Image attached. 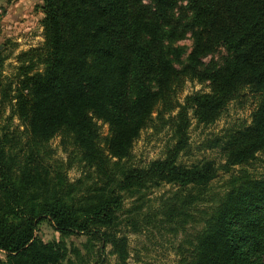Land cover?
I'll use <instances>...</instances> for the list:
<instances>
[{
	"label": "trees",
	"instance_id": "16d2710c",
	"mask_svg": "<svg viewBox=\"0 0 264 264\" xmlns=\"http://www.w3.org/2000/svg\"><path fill=\"white\" fill-rule=\"evenodd\" d=\"M41 1L43 45L18 56L13 79L3 76L0 49V104L19 121L0 126V264H90L79 249L37 236L46 219L63 238L98 242V264L108 245L115 264H131L122 227L138 233L140 221L174 234L198 227L176 264H264V176L242 168L264 151V0ZM188 37L190 48L179 44ZM187 82L208 91L179 103ZM245 93L257 100L250 124L208 144L225 163L181 162L192 120L215 124ZM155 119L170 124L176 144L161 159L130 164ZM56 137L66 160L55 158ZM76 167L81 175L71 181ZM236 167L206 204L219 171ZM163 185L177 190L157 211L140 204L123 215L126 200L143 203Z\"/></svg>",
	"mask_w": 264,
	"mask_h": 264
},
{
	"label": "rangeland",
	"instance_id": "374dc122",
	"mask_svg": "<svg viewBox=\"0 0 264 264\" xmlns=\"http://www.w3.org/2000/svg\"><path fill=\"white\" fill-rule=\"evenodd\" d=\"M42 1L41 0H0V49L8 56L4 65L3 76L7 79L14 78L17 74L19 66L18 56L32 48H37L43 45V27H42ZM187 48H190L192 41L188 37L186 40L179 43ZM225 54L224 51L217 53L213 57L220 60ZM212 57H208L207 61ZM208 91L206 85L198 84L197 82H187L183 90L178 93L177 101L183 103L187 95ZM257 100L249 93H245L237 99L233 100L222 114L221 118L211 126H203L192 120V125L189 129V147L185 153L181 154L180 161L184 164L191 165L202 160H213L218 167L225 163L224 155L218 149H209L208 144L216 135L222 134L227 129H238L251 122V114L256 107ZM176 112L172 116H175ZM11 108L8 103L0 104V126H10L11 129L19 126V121L11 119ZM156 117V115H155ZM154 117V118H155ZM169 116L165 115V119ZM101 131L103 136L108 133V126L102 124ZM22 130V128H20ZM174 129L169 123L163 125L160 120H154L150 127L142 131L140 137L135 142L132 150V158L130 164L135 166H144L153 160L161 159L165 156L168 149L176 144ZM54 150L55 158L66 160L67 154L63 151L60 145V138L56 137L50 143ZM247 170L254 177L264 176V151L258 153L257 158L250 164L245 165ZM241 170V167H236L233 172L226 174L222 170L219 171L218 177L211 183L210 193L207 196L206 204H213L214 199L222 192L226 181L232 173L236 174ZM69 178L75 181L81 175V168H72L69 171ZM177 190V187L172 185H163L159 188H154L144 199V202H136L135 198L128 199L125 202L126 212L128 210L143 204L144 212H155L159 209L163 198H167ZM150 206V207H148ZM203 207V206H202ZM138 220V218H137ZM141 231L138 233L132 232L130 226L122 227L121 234H125L128 238V247L130 252L129 263L131 264H176L181 259V253L186 248L187 243L184 238L188 234H192L198 227L187 226V233L179 231L174 234L168 225L157 222L155 226H146L143 221L139 222ZM37 236L44 242L63 241L68 248H77L86 257H89L90 264L96 263L101 256L99 251L100 245L98 242L93 243V246H88V238L84 235H73L69 238H63L53 227L48 219L42 221L37 231ZM90 249V254L87 251ZM111 246L108 245L102 253L105 264H115L116 256L111 254ZM4 258L3 254H0Z\"/></svg>",
	"mask_w": 264,
	"mask_h": 264
}]
</instances>
